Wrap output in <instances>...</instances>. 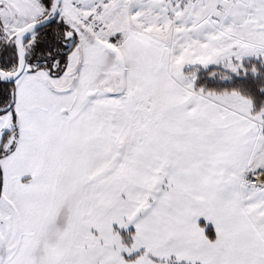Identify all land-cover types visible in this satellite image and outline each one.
<instances>
[{
	"label": "snow or ice",
	"instance_id": "snow-or-ice-1",
	"mask_svg": "<svg viewBox=\"0 0 264 264\" xmlns=\"http://www.w3.org/2000/svg\"><path fill=\"white\" fill-rule=\"evenodd\" d=\"M0 264H264V0H0Z\"/></svg>",
	"mask_w": 264,
	"mask_h": 264
}]
</instances>
